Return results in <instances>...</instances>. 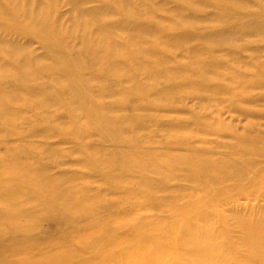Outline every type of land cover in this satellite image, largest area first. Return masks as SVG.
Segmentation results:
<instances>
[{
  "label": "bare ground",
  "instance_id": "obj_1",
  "mask_svg": "<svg viewBox=\"0 0 264 264\" xmlns=\"http://www.w3.org/2000/svg\"><path fill=\"white\" fill-rule=\"evenodd\" d=\"M22 1L0 0V264H264V220L237 217L238 240L232 241L224 227L216 233L213 212L223 204L209 203L225 193L221 189L200 198L182 183L203 190L208 182L221 186L224 179L210 171L205 152L180 138L186 130L183 120L163 122L170 112L189 114L173 110L175 93L188 86L211 99L245 101L251 107L236 110L243 118L260 116L254 107L264 102V58L262 49L247 48L250 36L264 39V22L243 20L247 10L231 22L213 18L214 26L199 17L206 11L198 9L205 6L235 9L234 0H203L197 8L190 0H160L157 6H171L170 14L153 9L157 0H66V26L56 15L58 0H25V7ZM191 10L200 13H192L194 20L184 16ZM35 43L40 55L31 49ZM246 51L249 61L233 58ZM176 52L183 54L173 57ZM238 69H247L248 79L237 77ZM218 70L229 87L213 84ZM245 90L261 92L254 97ZM114 96L123 98L118 106L105 102ZM137 97L146 98L145 104H133L144 109L140 112L126 102ZM156 104L164 107L150 108ZM118 109L131 116H113ZM149 127L174 134L164 143L154 140L164 148L145 150L153 143ZM231 135L243 144L245 155L255 151L264 157L263 132L248 140ZM54 137L62 139L59 144L79 147L72 148L76 165L93 170L105 192L127 205L115 201V210H108L95 193L83 194L90 189L77 185L79 174L71 168L50 174L49 167H39L46 155L59 157L52 149L66 157L62 147L49 143ZM92 138L99 146L89 145ZM36 143L46 152L35 156ZM57 161H50L52 168L66 167ZM257 161L240 158L235 166L239 179ZM173 181L180 185L173 188ZM99 207L104 218L96 216ZM207 207L213 212L203 214ZM150 208L161 216L170 208L173 222H184L164 228L155 221L133 231L132 224ZM52 215L61 223L60 238L29 245L30 233L43 230L42 222ZM68 224L74 225L72 231Z\"/></svg>",
  "mask_w": 264,
  "mask_h": 264
},
{
  "label": "rangeland",
  "instance_id": "obj_2",
  "mask_svg": "<svg viewBox=\"0 0 264 264\" xmlns=\"http://www.w3.org/2000/svg\"><path fill=\"white\" fill-rule=\"evenodd\" d=\"M65 1L66 0L57 1L58 12L56 15L58 16V18L61 19V23L68 26L69 4L66 3ZM140 1L143 2L147 0H140ZM190 1L191 2L189 1L188 2L197 8L198 5L201 4L203 0H190ZM22 2H24V7L27 6L25 0H23ZM159 2L160 0H157L155 1V3H153V9L155 10L157 9L160 12L170 14L171 6L159 7V5L161 4ZM157 4L159 5L157 6ZM93 5L95 6V4H89L88 6L87 5L86 6L93 7ZM233 7L235 9L232 8L225 12V10L221 7L218 9H214L212 6L210 7L205 6L199 8L198 11H206V13L200 15V13H198L197 11L191 10L192 12H189L190 14L189 13L184 14V16L189 20H194L191 16L194 13H196L200 15L199 17H201V19L207 18L208 24L214 26L213 18L219 17L220 19H223L225 22H231L232 19L235 20L238 16L241 15L244 16L245 13L244 10H247L249 12L248 13L249 17L246 16L243 20L246 21L250 20L252 22H264V0H234ZM233 10H240L241 14H236ZM159 16L162 17L165 16V14L159 13ZM179 18L183 19L184 17L179 16ZM238 18L242 19L243 17H238ZM176 19H178V16H176ZM244 41L241 42V40H238L237 42L239 44H242L244 43ZM203 43H207V42L203 41ZM186 46L189 47L188 44ZM31 47L34 53H36L37 55L41 54L42 50L39 44L35 43ZM253 47L258 48L257 50L262 49L260 55L264 58V39H259L256 36H250L247 50L250 49L251 51ZM250 51H246L245 54H242V52H240L238 56L234 55L233 58L238 61H247V60L249 61L247 56L250 55L251 53ZM181 54L183 53L176 52L173 54V57L179 58L181 57ZM223 54L224 53H222V55ZM90 61L91 60L84 59V62L86 63H89ZM190 62H192V59H190ZM221 73L222 72L218 70V72L216 73V80L213 81V84L216 86L220 85V86L229 87L230 82H227L226 80H220L219 74ZM234 73L236 74L237 77H239L240 74H242L246 79H248L247 73L249 75L251 74L247 69L246 70L238 69ZM261 74L263 75L264 71ZM209 75L213 78V73H210ZM107 82L112 84L110 78L107 79ZM110 87H114L113 89L116 92V94L117 92H119L115 88L116 86L111 85ZM199 91L201 90H199V88L197 89L196 86H194V88L188 86L187 88H183V90L180 89L179 93L176 92L174 95L175 98L174 102L176 103L174 105L173 110L177 112L185 111L188 112L189 114L186 115L182 113L179 114V113L170 112L165 116V120L163 122H166L167 124H174L176 119L183 120L182 122H184L186 126V130L180 135V138L190 142L191 144H194L195 149L199 150V152L203 154L205 152L204 155L206 156L207 160L211 162L209 163V165L213 166V168H211L210 171L214 170L213 175L219 174L224 179L223 184L221 186H217L215 183L208 182L207 187L203 190H196L197 186L194 183H190V182L188 183L183 182L182 185L188 188V190L196 191L197 193L196 196H199L200 198H204L203 195L210 197L211 195H213L216 192H219L222 189V192L225 193V196L219 199H217L216 197L215 199L217 200L213 199L212 200L213 202L209 203L213 205L223 204L221 209L217 211L214 210L213 208L207 207L204 208L202 213L208 214V213H212L213 212L212 210H214L215 213L213 212V214H216V218H214L215 232L218 233L219 230H222L224 227L228 231V236L231 238L232 241H234V240H238L240 237L239 230H237L235 226V221L237 217L249 218L251 220H258V219H261L262 221L264 220V157L263 158L256 157V155L253 154L255 153V151H252L253 153L249 152L247 155H245L246 150L242 148L243 144H241L240 141H237V138L233 137L231 133L236 132L239 136H242L245 140H248L249 136H253L256 133H260V132L264 133V102H258L257 106L254 107V110L259 111L260 116H252V117L249 116L248 118H243L239 115L237 111L239 110V108L246 109L248 107H251L245 101L239 103L233 102L232 104H230L227 101H225L223 98H221V96H217L214 99H211L210 96L209 97L207 96V93H202L201 95ZM263 91L264 89L262 90V94L264 93ZM185 92L187 93L186 96L184 94ZM245 92H251L252 93L251 95H253L254 97H258V94L256 93H260L261 91L245 90ZM92 98H94V96H92ZM122 99L123 98H120L119 96H114L109 99L106 98L105 102L113 103L115 104V106H118L121 103L120 101ZM156 99L158 98L156 97ZM145 100H146L145 97H142L141 99L137 97L135 100L129 99L126 102L132 104V106L128 105L129 108H132V110L136 112H140V110H144V109L137 108L136 105L139 103L145 104L146 103ZM133 104L136 105L134 106ZM161 107L164 106L156 104L150 108L157 110ZM150 108H147L145 110L149 111L151 116L155 115L156 112ZM121 110L118 109L117 111H115L113 116H119L123 114L124 116L130 115L129 113H127L126 110L124 109ZM191 116H197L198 118L196 117L197 119H195ZM148 130H151L149 132L150 137L148 136L149 138L148 140L149 141L152 140L153 143H151L148 147H145V150H149L152 147L157 148L156 150H160L159 147L164 148L162 145L155 143L154 140L161 141L162 143H164V140L168 138H172V134H174L169 130H159L156 127L155 130L154 127H149ZM174 130L178 131L179 129L175 128ZM136 133L137 131H134L133 135L135 136ZM143 134L144 133H138L137 135H140V137H142ZM61 140L62 139L60 137H54L49 139V141H51L49 143L55 146L62 147L61 149L62 150L64 149V151L66 152V157L63 156L61 152L52 149L49 152L51 153L57 152L59 154V157H56L55 154L46 155L40 160L42 164H40L39 167H41V165L42 167L43 166L49 167L50 169H48L47 171L50 172V174H54L59 170L68 172L69 171L68 168H71L72 170L75 171L76 174H79V179L76 181L77 185H79L80 187H86L91 190V191L87 190V192L89 193H83V194L90 195L91 194L90 192H92V194L95 193L96 196L93 195V197L95 196L94 198L98 201L100 199L99 203L101 205H105L108 210H115V206H116L115 201H118V203H121L122 205H127L125 202H120L119 199H117L118 198L117 196H115L117 197L115 198L109 192H105L106 189L104 184L100 182L97 176H95L93 170L91 172V170L89 169H84L83 167L76 165L78 163L77 159L79 158L75 153H73L72 148L74 147L79 148V147L66 143L59 144ZM36 142L39 143L40 141L37 140ZM38 143L36 144L39 146V148H36L34 150L35 156L43 152H46L43 145L41 146ZM99 143H100L99 141L97 142L93 138L89 140V145L94 144L96 146H99ZM20 145L26 146L27 150L29 152H32V148L28 147L22 141ZM156 150L154 149V151L153 150L152 151L155 152ZM171 150L177 152L180 151V149L178 148H172ZM240 158H249V159L252 158L254 161L255 160L258 161L255 164H253L255 165V167H252L251 169L247 170L246 173H244L243 176L239 179L238 177L239 172L236 170L235 166L239 162ZM51 160H58L57 161L58 164L60 165L66 164V167L55 170L54 168H52V165L50 164ZM12 161L16 162L14 158L12 159ZM144 164L146 165V163ZM207 173H205L206 176L208 175ZM206 176L204 178L202 177V179H205ZM170 185L173 186V188H175L178 185H180V183L177 181H173L170 183ZM100 190L102 191V194L99 193L101 195H98V192ZM132 199L136 201L139 198H132ZM99 203H97L98 206L100 205ZM168 210H170V212H168ZM143 212H144V217L137 218L136 221L132 224L133 231L138 230L140 228L142 229L145 227L148 228V226L151 225V222L153 223L155 221L158 225H160V227H164V228L169 226L170 227L175 226L176 224H182L184 222L177 219L178 221L174 223L172 215H170L172 212L170 208H166V210L164 211V216H161L159 212L153 210V208L145 209L143 210ZM198 212L200 213V210L196 211L195 214ZM96 214L98 218H104L106 216L102 212L100 207L96 210ZM155 214L157 215L153 217L154 219L148 217V216H154ZM49 224L50 227H48ZM72 227H74L73 224L67 225V228L71 231H72ZM42 228L43 230L41 231H33V234L32 232L30 233V238L28 239L29 245L44 244V242H48L49 241L48 239L50 238L56 239V238H60L61 236L60 234L61 223L58 217H56L55 215H52L50 219L44 220L42 222ZM262 235H264V231ZM114 258H117L118 260L120 258V255L116 254ZM84 262L85 261H82L80 262V264H83Z\"/></svg>",
  "mask_w": 264,
  "mask_h": 264
}]
</instances>
